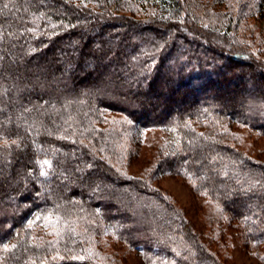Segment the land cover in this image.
Returning a JSON list of instances; mask_svg holds the SVG:
<instances>
[{
  "label": "trees",
  "instance_id": "1",
  "mask_svg": "<svg viewBox=\"0 0 264 264\" xmlns=\"http://www.w3.org/2000/svg\"><path fill=\"white\" fill-rule=\"evenodd\" d=\"M238 128L264 139V0H0V264H227L222 226L263 249L264 161ZM146 131L165 140L135 175Z\"/></svg>",
  "mask_w": 264,
  "mask_h": 264
},
{
  "label": "rangeland",
  "instance_id": "2",
  "mask_svg": "<svg viewBox=\"0 0 264 264\" xmlns=\"http://www.w3.org/2000/svg\"><path fill=\"white\" fill-rule=\"evenodd\" d=\"M235 67L237 69H242L244 68V65L236 63ZM238 132L242 134L241 143L243 148L255 157L264 161V139L249 134L250 132L244 128H238ZM156 133L157 132L154 133V131H146L144 134L142 133L135 138L137 151L129 163V170L131 173L139 175L146 165V155L149 153L152 155L153 152L157 150V146L161 144L162 140H165V138L162 139L159 134ZM150 144L153 145L151 146ZM155 184L170 196L172 201L175 202V204L185 213L188 220L195 226L196 230L204 234V238H207V232L210 230V227L208 226L209 218L207 215L210 210L203 201L194 194L191 186L181 178L170 175L160 177ZM222 227L225 228V230L221 231L222 238H227V235H229L231 239L227 238L229 242H231L228 246L226 244L228 255H225L224 252L220 254L225 263L264 264V260L262 259V251L264 248L259 251L253 250L243 244L239 236L237 237L235 229H232L229 226ZM225 242L227 243V241ZM112 245L116 250L123 249L118 243L112 242ZM212 246L214 249H218L214 244H212ZM123 262V264H143L140 256L134 252H128L127 255L123 256Z\"/></svg>",
  "mask_w": 264,
  "mask_h": 264
},
{
  "label": "snow or ice",
  "instance_id": "3",
  "mask_svg": "<svg viewBox=\"0 0 264 264\" xmlns=\"http://www.w3.org/2000/svg\"><path fill=\"white\" fill-rule=\"evenodd\" d=\"M43 163H44L45 165H49V166H50V162L47 161V160L43 161ZM42 174H43V175H47V173H42ZM4 247H5V249H7V248H8V245H4ZM13 247H15V246L13 245Z\"/></svg>",
  "mask_w": 264,
  "mask_h": 264
}]
</instances>
